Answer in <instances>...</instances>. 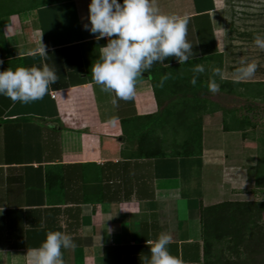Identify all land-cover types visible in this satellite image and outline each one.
<instances>
[{"label":"crops","instance_id":"crops-1","mask_svg":"<svg viewBox=\"0 0 264 264\" xmlns=\"http://www.w3.org/2000/svg\"><path fill=\"white\" fill-rule=\"evenodd\" d=\"M88 3L30 1L0 15V70L40 65L29 53L41 34L64 86L29 103L0 95V264H29L50 230L74 239L65 264H141L163 232L182 264H203L200 206L264 193L257 84L231 71L225 0H156L188 17L194 57L155 63L126 100L92 80L107 38L85 29ZM196 64L205 71L193 86Z\"/></svg>","mask_w":264,"mask_h":264},{"label":"clouds","instance_id":"clouds-1","mask_svg":"<svg viewBox=\"0 0 264 264\" xmlns=\"http://www.w3.org/2000/svg\"><path fill=\"white\" fill-rule=\"evenodd\" d=\"M88 21L84 27L99 40L107 38L100 47V58L91 64L92 80L102 90L117 98L129 99L135 95L137 78L155 63L174 57L179 63L194 57L192 43L186 39L188 17L161 12L156 0H89ZM253 43L264 50V35L257 34ZM47 46L40 39L29 53L42 58L40 65L18 66L0 70V95L13 102L29 103L42 99L58 80L54 64L49 65ZM258 67L255 60L241 58L235 69L237 81L254 76ZM202 64L192 69L190 83L195 86ZM220 69H214L220 74ZM167 76H162L157 87H162ZM211 93H217L218 83L208 84ZM172 236L163 232L155 240L147 241L150 255L141 258V264H182L168 249ZM71 234L50 230L38 247L28 252L29 264H65L62 249L74 248Z\"/></svg>","mask_w":264,"mask_h":264},{"label":"trees","instance_id":"trees-1","mask_svg":"<svg viewBox=\"0 0 264 264\" xmlns=\"http://www.w3.org/2000/svg\"><path fill=\"white\" fill-rule=\"evenodd\" d=\"M229 0H225V5ZM3 12H0V15ZM226 23L229 13L226 12ZM237 37L245 38L248 34L234 32ZM233 37L227 39V44L239 50L240 45L232 43ZM236 37V38H237ZM0 42H4L2 32ZM239 52V51H238ZM264 54V50L260 52ZM167 57L164 63L170 61ZM174 59V57L172 58ZM251 80L264 79V65L261 59ZM239 66V63L236 65ZM235 71V68L232 67ZM250 79L244 80L251 81ZM255 81V82H256ZM53 87H64L55 86ZM162 110L163 106H158ZM264 202L258 200H225L214 204L200 206V220L203 239V264H264V224L260 223V211Z\"/></svg>","mask_w":264,"mask_h":264},{"label":"rangeland","instance_id":"rangeland-1","mask_svg":"<svg viewBox=\"0 0 264 264\" xmlns=\"http://www.w3.org/2000/svg\"><path fill=\"white\" fill-rule=\"evenodd\" d=\"M30 1L42 0H0V12L17 6L21 9V7ZM225 9L226 12L229 13L226 29L227 35L233 37L234 32L240 34L246 32L248 34L245 38L237 37L236 34L234 35L232 43H234V45H240V47L237 53L235 55L232 53L231 56L235 57L237 63H239L241 58L245 57L249 60H257L260 58L264 65V54H260L263 50L257 48L253 43L254 37L257 34L264 35V0H229L225 5ZM229 56L230 55H228V57ZM231 59L230 57L228 62ZM260 77L264 78V75L262 74ZM251 81H254L253 84H257L254 86L257 88V93L259 95L258 99L255 100L257 103L256 111H251V114L254 116L252 118L255 120V124L253 125L258 126L264 134V79L260 81L254 79ZM244 97L245 96H243V98ZM240 197L242 201L258 200L264 202V193L262 194L261 192L257 194H244ZM259 221L264 224V208L260 211Z\"/></svg>","mask_w":264,"mask_h":264}]
</instances>
